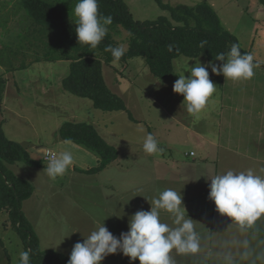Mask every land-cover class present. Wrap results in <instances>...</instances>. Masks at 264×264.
Returning a JSON list of instances; mask_svg holds the SVG:
<instances>
[{"label":"rangeland","instance_id":"1","mask_svg":"<svg viewBox=\"0 0 264 264\" xmlns=\"http://www.w3.org/2000/svg\"><path fill=\"white\" fill-rule=\"evenodd\" d=\"M124 1L133 18L138 21L153 20L159 16L168 17V12L159 6L158 1L171 7L207 3L215 10L225 30L237 38L240 47L253 55V62L264 64V8L257 0ZM14 2L15 0H0V49L2 44L13 47L20 45L19 39L28 28L23 11H15L13 8ZM112 36L118 47H123L126 51L127 32L119 30ZM13 47L5 48L4 62L13 63L14 67L25 63L27 67L24 70L11 71L4 77L14 79L17 88L12 81L6 83L0 108V126L7 139L21 144L32 157L40 160L37 168L27 167L23 163L9 167L15 175L32 184V200L36 199L35 203L40 207L42 202L47 207L46 204L56 199V194L51 196L52 189L56 186H45L48 176L44 169L57 156L54 143L60 139L58 129L65 122L93 125L102 136L118 144L117 147L121 150L129 149L131 143L134 144L133 149L140 150L148 134L153 137L156 135L160 138L157 141L168 139L178 145L180 148L176 155L182 159L191 152L196 156V152L190 149L188 143L185 144L186 137L183 132L177 134L179 127L176 123L197 130L203 128L207 138L227 148L225 152L221 147L214 149L215 154L226 157L224 166L254 171L258 169L263 174L264 163L249 166L243 158H239V162L231 161L236 155L251 156L264 162V69L260 65L254 69L255 75L251 79L238 81L225 79L223 75H214L209 68V78L217 89L210 97V103L196 115L187 111L186 104H182L183 96L173 92V84L182 74L188 77L189 70L195 63L208 64L209 61L203 56L196 59L177 58L173 61V79L166 80L154 78L141 58H133L127 63L113 62L109 66L103 65L105 83L111 92L124 101L137 121L132 123L125 112L105 113L94 109L90 100L64 92L60 83L68 73V62H33V59L14 52L17 48L21 52V46ZM9 52H13L14 56L9 58ZM227 59L228 57L226 62ZM10 66L12 65L6 67ZM3 69L6 70L5 66H0V74ZM107 132L109 133L106 134ZM162 149L166 156L170 154L164 147ZM23 205L26 207V203ZM57 215L55 201L48 211L45 208L41 210L40 220L36 218L31 227L42 250L63 254L65 249L61 247V241L57 240V229L55 233L49 232L44 224V219H53ZM0 241V264H19L23 247L3 211H0Z\"/></svg>","mask_w":264,"mask_h":264},{"label":"trees","instance_id":"2","mask_svg":"<svg viewBox=\"0 0 264 264\" xmlns=\"http://www.w3.org/2000/svg\"><path fill=\"white\" fill-rule=\"evenodd\" d=\"M257 1L264 8V0ZM77 3L78 0H15L13 8L15 11H23L28 28L19 39L20 45L16 46H21V52L19 48L12 50L19 56L33 59V62H68V73L60 83L64 92L90 100L94 109L105 113L125 112L132 123L137 121L124 101L111 92L105 83L103 65L109 66L113 62L127 63L133 58H141L154 78L166 80L173 79V61L179 57L196 59L203 56L207 61L220 65L222 62L216 61L215 57L225 53L223 62H226L227 53L233 44L239 45L242 54L250 53L243 50L237 38L225 30L215 10L207 3L171 7L158 1L159 6L169 16L138 21L133 18L124 0H98L99 14L110 16L112 23L107 25L108 32L103 41L93 49L78 43L75 33L78 18L74 15ZM119 30L128 34L127 49L119 60H115L105 48L109 45L118 47L112 35ZM202 41L207 42L204 47H200ZM169 45L173 46L171 52L168 50ZM1 46L0 64L5 66L6 73L27 67L25 63L16 67L13 63H5L3 52L13 46ZM12 56L14 53L9 52L8 57ZM7 65L12 66L6 67ZM259 65L264 69V64ZM5 87L6 80L0 75V108ZM58 136L62 141L83 146L97 155V165L81 172L99 173L117 159L118 152L115 147L108 144L93 125L65 122L59 127ZM17 163H23L30 168L40 166V162L32 159L21 144L7 139L0 126V211L7 214V221L19 237L23 251H29L30 264H68L70 257L39 247L37 237L22 210L23 203L33 194V186L9 169ZM227 219L259 236L264 242L262 230L253 229L247 223L241 224L228 217Z\"/></svg>","mask_w":264,"mask_h":264},{"label":"crops","instance_id":"3","mask_svg":"<svg viewBox=\"0 0 264 264\" xmlns=\"http://www.w3.org/2000/svg\"><path fill=\"white\" fill-rule=\"evenodd\" d=\"M4 71L3 69L0 74L3 77L8 75ZM5 80L6 83L12 81L17 88L14 79L11 80L10 77ZM176 126L179 127L177 134H185V144H189L196 156L191 152L185 154L184 159L179 158L176 154L180 147L168 139L157 141L158 148L164 147L170 153L168 156L163 151L148 154L143 148L133 149V143L129 145V149L121 150L117 147L118 144L102 136L96 129L118 152L117 159L96 174L81 171L96 166L97 155L83 146L59 139L54 143V148L57 149L55 153L59 156L65 151L71 152L73 163L63 176L47 178L45 186H56L51 194H56V199L46 204L47 207L42 202L40 207L35 203L36 199L29 198L24 202L26 207L22 205L25 217L31 224L36 218L39 219L41 210L45 208L48 211L57 201L58 215L53 219H44V224L49 232L55 233L57 229V240L61 241V247L65 249L62 252L70 257L73 246L77 242H83L103 222L119 238L121 233L129 230V219L132 215L140 210L150 211L152 200L158 198L162 191L172 189L181 193V208L185 207V218L189 217L194 221V231L199 241L196 252L181 253L173 249L169 253L172 264H264V242L261 238L219 214L214 202L209 199L210 180L216 175L228 171L247 172L251 169L224 166L226 157L215 154L214 149L221 147L225 152L227 148L207 138L203 128L197 130L178 123ZM154 138L160 139L156 135ZM30 157L40 161L31 155ZM239 158H243L249 166L264 163L251 156L236 155L231 161L239 162ZM251 171L264 178V172L261 174L258 169ZM159 211L162 223L176 227L171 213L163 209ZM249 225L264 232V214ZM101 264H139V261H131L117 252L105 257Z\"/></svg>","mask_w":264,"mask_h":264},{"label":"clouds","instance_id":"4","mask_svg":"<svg viewBox=\"0 0 264 264\" xmlns=\"http://www.w3.org/2000/svg\"><path fill=\"white\" fill-rule=\"evenodd\" d=\"M74 15L78 18L75 28L78 43L95 49L107 35V25L112 23V18L99 14L98 0H78ZM206 43L202 41L200 47ZM172 47H168L170 52ZM105 51L110 52L115 60L124 55L123 47L109 45ZM225 55L220 53L215 57L216 61L222 62L220 65L211 61L206 65L195 63L188 77L182 74L174 82L173 92L183 96L182 104H186L189 113H200L210 103V97L217 89L209 78V68L214 75L238 81L251 79L255 75L254 69L259 67V64L253 62L252 54L241 53L238 44L231 46L227 62H223ZM143 149L148 154L163 151L158 148V142L152 134L145 137ZM72 163V153L65 151L52 158L44 171L49 178L55 179L63 176ZM210 181L209 199L222 216L241 224H252L264 214V178L251 170L240 173L228 171L216 175ZM182 201L181 193L172 189L162 191L158 198L152 200L150 211L140 210L130 217L129 230L121 233L119 238L103 222L83 242L73 246L68 264H101L105 257L117 252L131 261L138 260L139 264H172L169 253L173 249L181 253L196 252L199 241L194 231V221L185 218ZM161 209L173 215L176 227L161 222ZM20 260L21 264H30L29 251L21 252Z\"/></svg>","mask_w":264,"mask_h":264}]
</instances>
